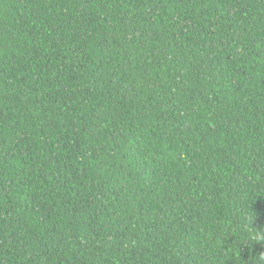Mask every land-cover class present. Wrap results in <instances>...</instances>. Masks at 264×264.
<instances>
[{
  "label": "trees",
  "instance_id": "obj_1",
  "mask_svg": "<svg viewBox=\"0 0 264 264\" xmlns=\"http://www.w3.org/2000/svg\"><path fill=\"white\" fill-rule=\"evenodd\" d=\"M0 264H264V0H0Z\"/></svg>",
  "mask_w": 264,
  "mask_h": 264
}]
</instances>
